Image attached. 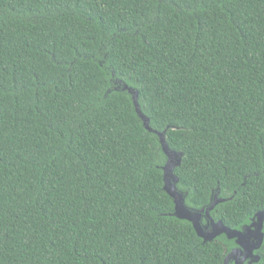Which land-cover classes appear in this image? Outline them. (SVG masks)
<instances>
[{
  "label": "trees",
  "instance_id": "16d2710c",
  "mask_svg": "<svg viewBox=\"0 0 264 264\" xmlns=\"http://www.w3.org/2000/svg\"><path fill=\"white\" fill-rule=\"evenodd\" d=\"M125 85L189 209L264 211V0H0V264H223Z\"/></svg>",
  "mask_w": 264,
  "mask_h": 264
},
{
  "label": "water",
  "instance_id": "95a60500",
  "mask_svg": "<svg viewBox=\"0 0 264 264\" xmlns=\"http://www.w3.org/2000/svg\"><path fill=\"white\" fill-rule=\"evenodd\" d=\"M124 88L131 91L135 110L138 116L142 119L145 129L158 135L161 148L166 155V162L162 166L164 181L163 189L173 199V215L191 222L197 235L202 238L204 242H210L222 234L230 240L234 239L237 244V248L225 257L223 264H227L228 259L234 254L242 255V261L248 257L253 258V251L262 246L264 239V233L262 232V226L264 225V211L257 212L254 215L253 222L248 227L244 226L241 230H238L226 226L222 220L215 221L210 215V211L224 199L215 196L211 204L204 211L189 209L185 205L183 193L178 191L176 187L178 177L174 173V170L176 166L180 164V154L169 148L165 139V131L159 132L150 127L148 117L142 113L139 107L137 100L138 92L132 90L127 85H125ZM203 217L208 220V224L202 223ZM258 259L259 256L256 255L255 260Z\"/></svg>",
  "mask_w": 264,
  "mask_h": 264
},
{
  "label": "flooded vegetation",
  "instance_id": "af4514ba",
  "mask_svg": "<svg viewBox=\"0 0 264 264\" xmlns=\"http://www.w3.org/2000/svg\"><path fill=\"white\" fill-rule=\"evenodd\" d=\"M253 218H254V217H253ZM253 218H252L250 224L253 222ZM202 223H203V224H208L209 222H208V220H207L205 217H203V218H202ZM250 224L245 225V226L248 227ZM209 227H210V225H209ZM262 232L264 233V225L262 226ZM231 240H234V239H231ZM234 242H235V240H234ZM263 243H264V239H263ZM263 243H262V245H263ZM261 247H262V246H261ZM261 247H260V248H261ZM235 248H237V244H236V242H235V246H234L229 252H227L226 256H227L228 254H230ZM260 248H259V249H260ZM259 249H256V250L253 251V254H254V257H253V258L248 257V258L245 259L244 261H242V255L234 254L232 257H230V258L228 259L227 264H255V263H257V262L260 260V254L258 253ZM256 255L259 256V259H258V260H255V256H256ZM226 256H225V257H226ZM224 259H225V258H224Z\"/></svg>",
  "mask_w": 264,
  "mask_h": 264
}]
</instances>
